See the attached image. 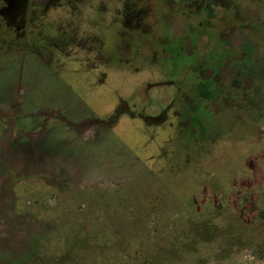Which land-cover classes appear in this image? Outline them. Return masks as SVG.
<instances>
[{
	"label": "rangeland",
	"instance_id": "1",
	"mask_svg": "<svg viewBox=\"0 0 264 264\" xmlns=\"http://www.w3.org/2000/svg\"><path fill=\"white\" fill-rule=\"evenodd\" d=\"M18 2L13 26L0 15V106L24 94V127L50 107L103 125L92 141L47 121L40 142L67 153L66 184L57 200L30 192L21 205L17 191L0 205V264H264V45L245 94L221 95L236 104L216 98L185 130L200 96L155 60L154 34L103 24L92 0Z\"/></svg>",
	"mask_w": 264,
	"mask_h": 264
},
{
	"label": "flooded vegetation",
	"instance_id": "2",
	"mask_svg": "<svg viewBox=\"0 0 264 264\" xmlns=\"http://www.w3.org/2000/svg\"><path fill=\"white\" fill-rule=\"evenodd\" d=\"M18 1L34 3V0H0V15L10 26H13V8L20 4ZM92 1L105 5V11L99 12L103 24L113 25L112 20L115 19L117 26L124 24L141 35L154 34L155 50L159 51L155 60L161 58L171 71L181 76L182 82L195 89L201 106L198 111L193 110L192 118L187 120L189 126L182 127L185 130L197 125L204 127L199 119L212 116L209 106L216 98L220 97L221 107L236 104L239 97L235 100V95V101L226 104L229 97H222L223 94H245L240 86L242 77L252 73L257 77L259 64L256 56L259 47L264 45V21L243 23L239 20L257 15L258 10L264 14V0H148L153 4L149 8L147 0ZM136 2L140 3L138 7L134 5ZM179 12L183 15L180 16ZM150 15L153 17L151 21ZM195 17H200L198 22L194 21ZM179 19L185 21L180 31L174 25ZM15 27L19 28L18 25ZM124 31L118 29L117 32L122 34ZM97 64L96 61L92 66ZM224 69L228 73V87L216 85L215 76ZM206 70L210 74L205 75ZM23 96L17 94L15 101L12 96L0 106V205L11 207L13 194L17 191L20 197L30 192L37 193L43 202L49 200V196L57 200L65 187L66 169L62 159L67 153L47 151L40 142L48 120L63 121L67 130L92 141L97 140L98 127L103 125L102 120L96 118L69 121L59 107H50L36 111L35 115L40 119L38 125L24 127L17 116L34 114L20 111ZM23 200V197L19 200L21 205H24Z\"/></svg>",
	"mask_w": 264,
	"mask_h": 264
}]
</instances>
